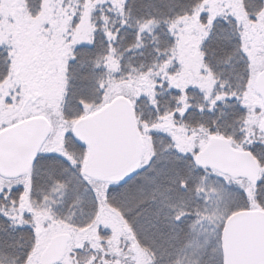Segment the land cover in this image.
Here are the masks:
<instances>
[{
	"label": "snow or ice",
	"instance_id": "snow-or-ice-1",
	"mask_svg": "<svg viewBox=\"0 0 264 264\" xmlns=\"http://www.w3.org/2000/svg\"><path fill=\"white\" fill-rule=\"evenodd\" d=\"M0 264H264V0H0Z\"/></svg>",
	"mask_w": 264,
	"mask_h": 264
}]
</instances>
